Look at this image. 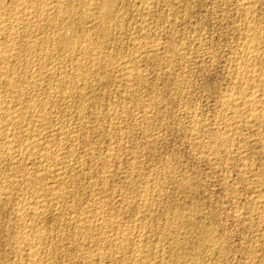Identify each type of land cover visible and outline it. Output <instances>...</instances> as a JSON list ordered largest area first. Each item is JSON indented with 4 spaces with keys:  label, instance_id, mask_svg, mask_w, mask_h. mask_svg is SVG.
Segmentation results:
<instances>
[{
    "label": "rangeland",
    "instance_id": "374dc122",
    "mask_svg": "<svg viewBox=\"0 0 264 264\" xmlns=\"http://www.w3.org/2000/svg\"><path fill=\"white\" fill-rule=\"evenodd\" d=\"M15 1L16 0H5V2L8 3L5 4L4 0H2L0 1V3L4 4L2 6L6 8L4 9L8 13H11V11H13L11 9H15L16 7H26L27 11L31 12V15L29 16L31 17L32 21L29 19L24 20L27 22H23V20H20L15 24V26H13L15 29L18 28L17 31L14 28V31L12 30L13 38L11 39L15 42L11 39H9V41L7 42L8 38L6 37V34H0V49L9 48V50L6 49L7 52H10L8 53V57L10 58L12 56L10 58V62L8 58V62L6 65V68H10L9 70H3L5 65L0 64V66L3 67H0V77H3V79L0 78V115L3 117L6 114L5 112H8V110V113L13 114H10L12 117V121L7 122L1 121L3 119H0V122H4L0 123V126H2V129L0 128V132H7V129L9 127V129L11 130H8L7 133H9L10 131L11 135L14 134L13 136H11V138L16 136L12 139L13 141H15L13 142V144L15 143L19 147L26 142L34 141L33 138L36 140L38 139L37 141L39 142L43 141L45 143H38L37 145H35V148L33 147V150L31 148L30 151H25L23 148L20 147V149L17 145H14L13 152L11 153L6 152L4 150V147H2L3 145L0 146V155L4 156H0V159H3H1L0 162L4 164L0 166V169L3 170V172L2 170H0V172L3 173L0 174L2 175L0 176V191H2L0 192V195L3 194L2 196H0V198L2 199H0V264H25L27 262V264H35L37 260V264L40 261L42 262H40L41 264H45L47 260L48 262H50H47L48 264H80V262L81 264H127L128 262V264H137V262H142L144 264H264V211L262 210L264 209V73L261 74V72H264V0H110L112 2V5L110 7L112 16L110 18L103 16L97 18L96 15L98 9H100V7L105 2H107V0H85L88 5L85 4L84 0H69V2L68 0H44L45 2L43 0H20L21 5H19L18 1ZM23 1L26 4H23ZM96 1L99 3V5ZM55 2L56 4H53ZM47 4L50 8L47 7ZM57 4H62L63 8L67 9V15L65 16L64 21L66 23H72V29L71 27L69 29V27L62 25L63 23L57 19V14L59 13ZM33 5L36 7H34ZM54 5L55 8L53 7ZM8 6L10 10L7 9ZM69 7L70 9H72L70 10ZM84 7H86L89 12H86V9ZM32 8L33 12L31 11ZM37 8H41L42 10H38ZM88 8L91 10H89ZM56 9L58 10L55 11ZM51 10L54 11V13L52 12L53 14L50 12ZM32 13H37L40 16L39 18L41 19H39L38 15L36 14L34 18V15ZM42 13L43 15H41ZM89 15L91 17H89ZM49 18L51 21L48 20ZM40 21L44 24L41 25ZM47 21L49 24H46ZM54 21L55 23H53ZM37 22L40 26L37 24ZM101 24L102 26H100ZM26 25L28 26L26 27ZM32 25L35 26L33 27ZM7 26L6 30H9V25ZM102 27L105 28V32L101 31ZM253 30L254 32L252 33ZM98 31L100 33H98ZM42 32L45 34H43ZM15 33L17 34L15 35ZM22 33H24L25 35ZM29 33L31 36L26 35ZM35 33L40 35L38 36ZM49 33H51V35ZM250 34L255 36H250ZM1 35H3V37ZM44 35H47L48 37H45ZM25 36L27 37V39ZM60 37L67 39L68 42L66 41L67 43H65L61 41ZM4 38L6 39L4 40ZM33 38L34 41H32ZM84 38L85 40L87 39L86 42ZM250 38L252 41H255V39L257 40L254 43H251ZM73 42L74 45L72 44ZM83 43L85 44L81 46ZM18 44H21L22 48ZM31 44H33L34 47ZM40 44L42 46H40ZM11 45H13V47ZM22 45L26 48L27 52ZM38 45L41 48L36 47ZM89 45L91 46L89 47ZM15 46L16 48L14 49ZM45 46H47V49L45 48ZM28 47L30 50L28 49ZM34 48L35 50L33 51ZM49 48L50 52L48 53ZM52 48L55 53L51 50ZM87 48H89V51ZM90 49H92V51H94L95 53H91L92 51ZM248 50L252 51L251 53H253L254 55L248 53ZM77 51L79 54L77 53ZM253 51L258 52L254 53ZM28 52L31 53V57ZM34 52L35 54H33ZM98 52L101 54V56L98 55ZM25 54L27 56L24 57L23 55ZM36 54L39 56H37ZM256 54L261 55H259L258 57ZM248 55H251L252 58L254 56V58L251 60V56L249 57ZM28 58L31 61V65H29L30 61H28ZM38 58L40 59L39 61L36 60ZM43 58L44 60L47 58L45 60V63L43 61ZM245 58H247L246 60H248L250 64H245L247 63ZM254 59L256 60V65L253 63ZM70 60L72 61V64L70 63ZM73 60H75V63L73 62ZM243 60L246 67L242 65ZM82 61L85 63H83ZM34 62H37L36 64L38 66ZM33 63L35 67H33ZM39 63H41L42 65ZM237 63L239 64V67L241 66L240 68H237ZM11 64H13L14 68ZM44 64H46V69H41L40 67L44 66ZM53 64L56 69H54ZM17 66H19L20 68H16ZM30 66L32 69L35 68L33 72ZM25 67L30 69L28 70ZM78 67H80L81 69H79ZM249 67L252 68L250 69ZM248 68L249 71H246V69L248 70ZM49 69L51 70V72ZM237 69H240V73L237 71ZM96 70L102 71H98L97 74ZM2 71L5 73H3ZM58 72H60V75ZM248 72L250 73L252 78L250 77V75L248 76ZM253 72L255 73L252 75ZM6 73H8L7 77L5 75ZM125 73H127L128 76H126L127 74ZM129 73L131 74L132 78L130 77ZM243 73L248 77L246 76L247 78H244L245 75ZM28 74L30 75V77H33V79L29 78ZM74 74H76L77 76ZM104 74L105 76L102 77ZM255 74H258V76H256ZM20 75H23V77ZM41 76L44 77L42 78ZM69 76L71 79L69 78ZM73 77H75L76 79ZM79 77H81L82 81L79 80ZM6 78L12 79L11 81L12 83H14L13 86L15 85V87H13V91L11 89L12 87H10L11 85H9V80ZM21 78H23V80ZM103 78H105L106 80H102ZM133 78H135L134 81ZM260 78H262V81H260ZM5 79L7 81V84L5 82ZM14 79L17 81H15ZM59 79L62 80L60 81ZM256 79H259L260 83ZM69 81H71V83H69ZM77 81L79 84H77ZM123 81H126L127 83ZM257 81L260 86L257 84ZM37 82H39L40 85ZM81 82L83 88L81 87ZM236 82L239 83V88H237L238 83L236 84ZM252 82L254 86L255 84H257L255 88H253ZM125 83H129L130 85H126ZM248 84H251V86L249 87ZM241 85L242 87H240ZM244 85H248V88H244ZM7 87L9 90L7 89ZM15 88L16 90H14ZM28 88L32 89V92ZM68 88H70V90L72 89L73 91L67 90ZM240 88H244L243 90L246 94H250V89L252 88L255 98L258 102H261L257 103L258 109L259 107L260 109L257 110L255 116L259 115L258 118L249 117V114H251L249 113L250 107L248 104L246 106V103L243 100V96L246 94H244V92ZM3 89L5 91H3ZM253 89L256 90L254 91ZM61 90H63V92ZM76 90L78 91V93L76 92ZM237 90L240 94H237L238 96L236 95V93H238ZM22 91H26L28 94ZM81 91H83V95L81 94ZM127 91L129 93H127ZM256 91L257 93H255ZM123 92L125 93L123 94ZM20 93L23 94L20 95ZM29 94L31 95V97L29 96ZM41 94L45 96H42V98L40 96ZM12 95L14 97H12ZM240 96H242L243 98H240ZM35 98L36 100H34ZM228 98H231V100H229ZM86 100H90V102H86ZM232 100L235 102H229ZM28 102H30L31 105ZM41 102L44 104V106ZM84 103L86 104L84 105ZM244 103L245 106L243 105ZM7 104L10 105L7 106ZM40 104L42 106H40ZM147 104L149 105V108L146 106ZM233 104L235 105L233 106ZM34 108L36 109L34 110ZM233 108L236 110H234ZM26 109L30 110L28 111ZM245 109H248L249 111ZM19 110L21 114L19 113ZM37 110H39V112ZM42 110H44V113ZM47 110H49L50 112ZM241 111L244 112V114L241 113ZM79 113H81L83 117ZM30 114L33 115L34 118ZM39 115H41V118ZM238 115L239 117L242 115V118H238ZM29 116L31 117V122L34 123H29ZM35 116H37L38 121L35 120L37 119ZM20 118L25 120V122ZM42 118L44 121H42ZM256 118L259 120V122ZM14 119L15 121H13ZM38 122L41 126L38 124ZM4 124L6 125L3 126ZM22 124L23 126H21ZM45 125H47V128L45 127ZM42 126L44 128L43 130ZM17 127L18 129H13ZM25 127L27 128V130ZM28 127L31 130L28 129ZM32 128L33 130L36 129L37 131H33ZM45 128L47 131L45 130ZM23 129H25L27 132ZM52 129L55 131H52ZM228 129L230 130V132ZM48 130L51 131L49 132ZM58 130L60 132H58ZM18 131L19 133H17ZM38 131H41V133ZM42 131L45 132L42 134ZM223 131L227 133H225V138L227 140H224V138L221 139L222 137H224ZM35 132L37 134H35ZM46 133L48 136L46 135ZM40 134H42V136ZM39 135L42 137L41 139ZM49 135L50 138H48ZM78 135H80V137ZM30 136L33 138H31ZM57 138L61 140L60 144ZM21 141L22 144L20 143ZM56 141L58 143H56ZM46 143H49V146H47L48 144ZM41 146H45V148L48 150H46L44 147H42V150ZM61 146L64 147L62 148ZM49 147L54 148L50 149ZM15 148L18 150H15ZM37 148H39L40 151L39 149L37 150ZM57 149L59 151L56 152ZM69 149L71 150L68 155V153L66 154V152H68ZM23 150L26 154L28 153L27 155L30 157L27 156L26 158L25 153L23 154ZM34 150H36L35 152L39 151L40 153L42 151L43 156L41 158L34 159L30 155L31 151ZM61 150H63V153L61 152ZM19 151L21 155L23 154V157L20 156ZM48 151L51 152L49 153ZM46 152L48 153V156L46 155ZM51 153L56 154V162L59 159L58 162L60 161V164L58 162L57 164H54L55 160L53 159H55L56 157L54 155L53 158H51ZM72 153L73 155L71 157ZM9 155L10 157H8ZM18 157H20L19 161ZM9 158H12L11 161L9 160ZM31 158L33 160H31ZM42 158L45 160V162ZM61 158H63V161L61 160ZM5 159L6 161H4ZM22 159L24 160L23 162ZM40 159L43 161L40 162ZM73 159H76L75 161L77 162V164L75 161H73ZM12 160L15 162H13ZM35 160L37 162H35ZM67 160L68 162L70 161L74 163V166H72L73 170L70 169L72 163L70 165ZM29 161L31 162V164ZM65 161L67 162V164ZM11 162H13L12 165ZM18 164L19 166H17ZM20 164L22 166H20ZM50 164L51 166H49ZM14 165H16L17 167ZM23 165H26L25 167L28 172L24 170ZM36 165L37 168L35 167ZM54 165L55 168L56 166H60L62 168H56L57 173H61L62 171L63 173L58 175L54 174L56 173ZM33 167L36 176H34ZM43 167H45V174L41 176ZM51 167H53L54 169ZM14 168L17 169L15 170ZM82 168L83 170L80 171V169ZM20 169L22 176L20 174ZM51 169L53 172H51ZM22 171H24L25 173ZM38 172L40 173V175ZM18 173L20 174V176ZM29 173L31 174L30 176L34 178L31 181H28L30 183L27 182ZM47 173L48 175L50 174V177L53 175L55 180L48 177V175H46ZM14 175L16 177L15 181H13L14 179H12L14 178ZM60 175L64 177H59ZM23 176L24 179L21 178ZM57 176L60 179L57 178ZM88 177L90 179H88ZM41 178H45L46 180L48 179L49 182L47 183L48 180H41ZM56 178L58 180V183ZM1 179H4L6 181L3 180L2 182ZM8 179L10 180V182ZM19 179H22L23 182L21 180L19 181ZM65 180H67L68 182ZM11 181L13 183H16L18 186L13 185ZM53 181L56 182L54 183ZM52 182L56 186L54 185L53 187H51V185H53ZM59 182L60 185L62 183H65L64 185L62 184L63 187H60V185H58ZM67 183L69 184V186ZM28 185L30 187L33 186V188H30ZM34 186H36L37 188ZM41 186H43L44 190H42ZM6 187L8 191H6ZM11 187H13V189ZM91 187L93 189H91ZM10 188L11 190H9ZM56 188H60V190H63L64 188L66 192H68L67 189H69V194L64 190H56ZM33 189L36 190L34 191ZM74 189L76 190V192ZM54 190H56V193L58 192L57 195H59L58 198L60 200L53 199L51 197V193L55 192ZM10 191L12 193H10ZM45 191L46 193H44ZM8 192L9 196L10 194L13 195L11 196L12 198L8 196ZM73 192L76 193L74 196ZM4 193H6L7 196ZM61 193L63 194L61 195ZM65 194H67L68 197H66ZM33 195L37 197L35 198ZM32 197L35 198L34 201H32ZM63 198L65 199L64 201ZM5 199H7V201ZM8 199L11 202L8 201ZM36 199L38 202L36 201ZM97 199H99L100 201ZM51 200L52 202H49ZM54 200H58V205ZM261 200L263 201L261 202ZM20 202L21 204L18 205V203ZM101 202L103 203V205L101 204ZM34 203H36L37 205ZM42 203L46 204V209L44 208V204L43 206L41 205ZM49 203L51 204L48 205ZM94 203L98 205L96 206V204ZM23 205H26L27 207L29 205V210H27L28 208ZM51 205L54 206V209ZM66 205H73L72 207L70 206V208H75L70 209L68 208L69 206ZM17 206L20 208V210ZM83 206L86 210L83 208ZM91 206L93 209L91 208ZM63 207L64 209H62ZM88 207L91 210L88 209ZM23 208L24 210L22 211ZM30 208L32 210L33 208L34 210H36L35 208L40 209L38 210L42 212L39 213L40 217L33 215L37 210H33V212ZM51 209L53 211H51ZM94 210H96V212ZM69 211H71V213ZM87 211L89 212L87 213ZM16 212L19 213V215ZM21 212H23L24 214ZM66 213L68 214V216ZM83 213L85 218L81 215ZM25 214L28 215L25 216ZM92 214H99V216L94 215L95 217H93ZM79 215L80 217H78ZM89 216H92L93 218L91 217V219ZM18 217H21L23 222H21V218ZM35 217L37 220L35 219ZM37 217H42L40 219V221L42 220V223H40ZM86 217L88 218L87 220ZM30 218L32 220L29 221ZM58 219H62V221H58ZM70 219L72 220V222ZM95 219H98V222L100 223L98 224L97 220ZM78 220L80 223L78 222ZM99 220H103L102 222L106 223L105 225L107 226H105ZM67 221L68 223H66ZM89 221L93 225L91 223L89 225ZM92 221L97 222L96 225ZM85 222H87L88 224ZM27 223H31L33 224V226L29 224V227ZM36 223L37 225H35ZM108 223L112 224V227H110V224L108 226ZM24 224L26 229H23ZM75 224L76 226H73ZM79 224V230H77ZM82 224H84L82 230L83 232H79L81 231L80 228L82 227ZM31 227H33L36 232H32V230L30 229ZM40 227L42 230L41 233H39ZM46 227L49 231L46 229ZM95 227H97V229L94 230ZM87 229L92 230V232L94 231L95 234L90 232V235L89 231H86ZM98 229L99 231L96 232ZM19 230H21V232ZM24 230L26 233L25 235L23 234ZM47 231H51L50 235ZM45 232H47L46 234L48 235H46ZM55 232L58 233L56 234ZM60 233L62 234V236L60 235ZM27 235H30L31 237ZM33 235L37 236L33 237ZM41 235L43 236V239L41 238L42 241L39 240ZM56 235L58 238L56 237ZM67 235L71 236L69 237ZM80 235L81 237L83 236L82 238L84 239V243L82 241L83 239L81 240V245L79 243L81 239V237H79ZM21 236L26 237L27 241L29 238L32 239V237L35 239L39 237L38 241L34 239L36 245L35 249L38 247L36 250H34V252L36 251L38 253V256L36 252L33 257L28 256L30 255L28 252V242L23 237L22 241L20 239ZM51 236L52 238H50ZM63 236H65L66 238ZM74 236L77 237L73 239ZM90 237L95 238L90 239ZM104 237L105 240L102 241L101 239H104ZM69 238L71 239L69 240ZM96 238L98 239V241ZM107 238H110L109 240L113 242L111 243L109 240H107ZM17 239L20 240L18 241ZM14 241L16 242L17 246L21 248V250L16 247ZM73 241L76 244H74ZM36 242H38L37 244L40 245L38 246ZM69 243L71 244L69 245ZM98 243L101 244L100 246L102 248L98 245ZM105 243L107 245H105ZM108 244H111L110 246L112 247H110ZM20 245H22L23 247H21ZM25 245L27 247H24ZM41 245L44 247H42ZM46 245L47 247L48 245L50 246L48 247L49 249H47ZM73 245H75V247ZM77 245L79 246L77 247ZM96 245L98 250L101 249L99 250V252H97L98 250L96 248ZM60 247L63 249H61ZM93 247L94 249H92ZM22 248L28 249L22 250ZM42 248L44 249V252ZM95 248L97 251H95ZM59 249L61 251H59ZM89 249L93 254L91 253V251L90 253L87 252L89 251ZM115 249H117V251H120L117 252ZM83 251L87 252L90 255H86V253H84ZM100 251H102L103 253ZM105 251H110L111 255L109 252L106 253ZM54 252H56V254ZM17 253H22L20 254L21 258ZM99 253H102L103 257L105 258H102ZM118 253L121 256L118 255ZM49 254H51L52 257L54 255L57 257L55 258L54 256L53 259ZM84 254L89 257L88 260L84 259L86 257ZM34 256H36L35 259ZM45 256L50 257H47V260H45ZM94 256H96V258ZM38 257L41 259L39 260ZM92 257H94V259ZM31 259L34 261H32ZM124 259H127L128 261L126 260L125 262ZM30 261L31 263H29Z\"/></svg>",
    "mask_w": 264,
    "mask_h": 264
},
{
    "label": "bare ground",
    "instance_id": "6f19581e",
    "mask_svg": "<svg viewBox=\"0 0 264 264\" xmlns=\"http://www.w3.org/2000/svg\"><path fill=\"white\" fill-rule=\"evenodd\" d=\"M0 1H2V0H0ZM17 1L19 2V5H21V4H20V3H21L20 0H16L15 2H17ZM25 1H26V0H25ZM39 1H41V0H39ZM43 1H44V0H43ZM63 1H64V0H63ZM84 1H85V0H84ZM98 1H99V0H98ZM102 1H103V0H102ZM104 1H105V0H104ZM4 2H5V0H4ZM23 2H24V1H23ZM37 2H38V1H37ZM44 2H45V1H44ZM68 2H69V0H68ZM77 2H78V1H77ZM96 2H97V1H96ZM96 2H95V3H96ZM6 3H7V2H5V4H6ZM62 3H63V2H62ZM90 3H91V2H90ZM92 3H93V2H92ZM97 3H98V2H97ZM7 4H8V3H7ZM13 4H14V3H13ZM23 4H26V3L24 2ZM27 4H28V3H27ZM41 4H42V3H41ZM53 4H56V2L53 3ZM64 4H65V2H64ZM78 4H79V3H78ZM85 4H87L86 1H85ZM93 4H94V3H93ZM102 4H103V3H102ZM102 4H101V5H102ZM2 5H4V4L0 3V34L5 33V34H6V37L8 38V39H7V42H8L9 39L13 38V37H12V35H13V31H14V30H13V28H14L13 26H15V24L18 23L20 20H23V22H27V21H24V20H27V19L31 20V17L29 16V15H31V14H30L31 12H28L27 9H26V7H24V8H22V7H16L15 9H11V10H13V11H11V13H8V12L5 10L6 8H5L4 6H2ZM10 5H11V4H10ZM17 5H18V4H17ZM29 5H30V4H29ZM57 5H58V4H57ZM72 5H73V3H72ZM83 5H84V4H83ZM87 5H88V4H87ZM98 5H99V3H98ZM111 5H112V2H111L110 0H107V2H105V3L100 7V9H98V11H97V13H96L97 18H98V17H102V16H103V17H108V18H110V17L112 16V13L110 12V7H111ZM26 6H27V5H26ZM33 6H34V5H33ZM38 6H39V5H38ZM43 6H44V5H43ZM78 6H79V5H78ZM89 6H90V5H89ZM95 6H96V5H95ZM6 7H7V6H6ZM13 7H14V6H13ZM34 7H36V6H34ZM47 7H48V4H47ZM53 7L55 8V5H54ZM65 7H66V6H65ZM91 7H92V4H91ZM4 8H5V9H4ZM10 8H11V7H10ZM29 8H30V7H29ZM41 8H42V7H41ZM41 8H37V9L39 10V9H41ZM48 8H50V7H48ZM58 8H59V10H58V9L55 10V11H57V10L59 11V13L57 14V19L63 23L62 25H65V26L69 27V29H70V27H71V29H72V28H73L72 23H69V22L66 23V22L64 21L65 16L67 15V9L63 8V5H62V4H59V5H58ZM73 8H74V7H73ZM78 8H79V7H78ZM84 8L86 9V7H84ZM7 9H9V6H8ZM69 9H70V7H69ZM71 9H72V8H71ZM71 9H70V10H71ZM88 9H89V8H88ZM147 9H148V8H147ZM9 10H10V9H9ZM29 10H30V9H29ZM32 10H33V8L31 9V11H32ZM38 10H37V11H38ZM41 10H42V9H41ZM47 10H48V9H47ZM49 10H50V9H49ZM64 10H65V12H64ZM73 10H74V9H73ZM75 10H76V9H75ZM83 10H84V9H83ZM89 10H91V9H89ZM45 11H46V10H45ZM81 11H82V10H81ZM87 11H88V10L86 9V12H87ZM9 12H10V11H9ZM32 12H33V11H32ZM34 12H35V11H34ZM39 12H40V11H39ZM50 12H51V13H52V12L54 13V11H52V10H51ZM50 12H49V13H50ZM68 12H69V11H68ZM79 12H80V11H79ZM88 12H89V11H88ZM47 13H48V11H47ZM47 13H46V14H47ZM53 13H52V14H53ZM71 13H72V12H71ZM71 13H70V14H71ZM82 13H83V12H82ZM32 14H33V13H32ZM35 14L38 15L37 13H35ZM35 14H33V15H34V18H35ZM84 14H85V13H84ZM89 14H90V13H89ZM91 14H92V13H91ZM93 14H94V12H93ZM93 14H92V15H93ZM41 15H43V13H42ZM47 15H48V14H47ZM86 15H87V14H86ZM96 15H95V16H96ZM51 16H52V15H51ZM82 16H83V14H82ZM84 16H85V15H84ZM93 16H94V15H93ZM114 16H115V14H114ZM28 17H29V18H28ZM39 17H40V16L38 15V18H39ZM44 17H45V16H44ZM49 17H50V16H49ZM52 17H53V16H52ZM86 17H87V16H86ZM89 17H91V16L89 15ZM34 18H33V19H34ZM50 18H51V17H50ZM50 18H49L48 20H50ZM68 18H69V17H68ZM84 18H85V17H84ZM118 18H119V17H118ZM39 19H41V18H39ZM52 19H53V18H52ZM54 19H55V18H54ZM87 19H88V18H87ZM92 19H95V18H92ZM36 20H37V19H36ZM85 20H86V19H85ZM102 20H103V18H102ZM104 20H105V19H104ZM116 20H117V19H116ZM31 21H32V20H31ZM37 21H38V20H37ZM50 21H51V20H50ZM66 21H67V20H66ZM21 22H22V21H21ZM28 22H29V21H28ZM35 22H36V21H35ZM84 22H85V21H84ZM87 22H88V21H87ZM102 22H103V21H102ZM108 22H109V21H108ZM117 22H118V21H117ZM33 23H34V21H33ZM40 23H41V25L44 24V23L41 22V21H40ZM53 23H55V21H54ZM57 23H58V22H57ZM91 23H92V22H91ZM106 23H107V20H106ZM109 23H110V22H109ZM19 24H20V23H19ZM25 24H26V23H25ZM27 24H28V23H27ZM37 24H38V22H37ZM46 24H49L48 21H47ZM82 24H83V23H82ZM98 24H99V23H98ZM7 25H9V28H10L9 30H6V26H7ZM35 25H36V23H35ZM35 25H34V26H35ZM38 25H39V24H38ZM52 25H53V24H52ZM55 25H56V24H55ZM55 25H54V26H55ZM77 25H78V24H77ZM88 25H89V24H88ZM88 25H86V26H88ZM90 25H91V24H90ZM109 25H110V24H109ZM16 26H17V25H16ZM22 26H23V25H22ZM27 26H28V25H26V27H27ZM32 26H33V25H32ZM34 26H33V27H34ZM39 26H40V25H39ZM39 26H37V27H39ZM48 26H50V25H48ZM60 26H61V25H60ZM100 26H102V24H101ZM7 27H8V26H7ZM20 27H21V26H20ZM42 27H43V26H42ZM55 27H56V26H55ZM55 27H54V28H55ZM57 27H58V24H57ZM67 27H66V28H67ZM76 27H77V26H76ZM78 27H79V26H78ZM80 27H82V26H80ZM93 27H94V26H93ZM96 27H97V26H96ZM103 27H104V25H103ZM103 27L101 28V31H104V32H105V28H103ZM16 28H17V27H16ZM108 28H109V27H108ZM14 29H15V28H14ZM17 29H18V28H17ZM17 29H15V30L17 31ZM22 29H23V28H22ZM31 29H32V28H31ZM33 29H34V28H33ZM62 29H63V28H62ZM95 29H96V28H95ZM106 29H107V28H106ZM251 29H252V28H251ZM12 30H13V31H12ZM23 30H24V29H23ZM28 30H29V29H28ZM41 30H42V29H41ZM49 30H50V29H49ZM49 30H48V31H49ZM86 30H87V29H86ZM26 31H27V30H26ZM26 31H25V33H26ZM30 31H31V30H30ZM34 31H35V30H34ZM34 31H32V32H34ZM36 31H37V30H36ZM38 31H39V30H38ZM56 31H57V30H56ZM56 31H55V32H56ZM87 31H88V30H87ZM250 31H251V30H250ZM23 32H24V31H23ZM39 32H40V31H39ZM52 32H54V31H52ZM58 32H60V31H58ZM70 32H71V31H70ZM72 32H73V31H72ZM88 32H89V31H88ZM104 32H103V33H104ZM253 32H254V30L252 31V33H253ZM30 33H31V32H30ZM30 33H29V34H26V35H30ZM37 33H38V32H37ZM42 33H43V32H42ZM42 33H41V34H42ZM65 33H66V32H65ZM74 33H75V32H74ZM77 33H78V32H77ZM98 33H100V32L98 31ZM109 33H110V32H109ZM250 33H251V32H250ZM255 33H256V32H255ZM16 34H17V33H15V35H16ZM22 34H24V33H22ZM35 34H36V33H35ZM43 34H45V33H43ZM46 34H47V33H46ZM49 34L51 35V33H49ZM58 34H59V33H58ZM75 34H76V33H75ZM80 34H82V33H80ZM83 34H85V33H83ZM86 34H87V33H86ZM91 34H92V33H91ZM114 34H115V33H114ZM18 35H19V34H18ZM24 35H25V34H24ZM36 35H38V34H36ZM39 35H40V34H39ZM39 35H38V36H39ZM53 35H54V34H53ZM55 35H56V33H55ZM70 35H71V34H70ZM78 35H79V34H78ZM89 35H90V34H89ZM98 35H99V34H98ZM1 36L3 37V35H1ZM19 36H20V35H19ZM30 36H31V35H30ZM30 36H29V37H30ZM44 36L46 37L47 35H44ZM57 36H58V35H57ZM247 36H248V35H247ZM250 36H255V35H251V34H250ZM14 37H15V36H14ZM25 37H26V36H25ZM29 37H28V38H29ZM33 37H34V36H33ZM45 37H44V38H45ZM47 37H48V36H47ZM64 37H65V36H64ZM76 37H77V36H76ZM94 37H95V36H94ZM99 37H100V36H99ZM23 38H24V37H23ZM34 38H35V37H34ZM34 38H33L32 41H34ZM38 38H39V37H38ZM38 38H37V40H38ZM60 38H61V37H60ZM103 38H104V37H103ZM257 38H258V37H257ZM5 39H6V38H4V40H5ZM17 39H18V38H17ZM26 39H27V37H26ZM26 39H25V40H26ZM29 39H30V38H29ZM52 39H53V38H52ZM79 39H80V38H79ZM82 39H83V37H82ZM88 39H89V38H88ZM90 39H91V37H90ZM105 39H106V38H105ZM11 40H12V39H11ZM18 40H19V39H18ZM40 40H41V39H40ZM44 40H45V39H44ZM68 40H69V39H68ZM75 40H76V39H75ZM84 40H85V38H84ZM86 40H87V39H86ZM86 40H85V42H86ZM102 40H103V39H102ZM109 40H110V39H109ZM256 40H257V39H255V41H256ZM12 41H14V40H12ZM28 41H29V40H28ZM53 41H54V40H53ZM61 41L65 42V43L68 42L67 39H65V38H61ZM66 41H67V42H66ZM72 41H73V40H72ZM82 41H83V40H82ZM134 41H135V40H134ZM250 41H251V43H254V42H255L254 40L252 41L251 38H250ZM3 42H4V41H3ZM14 42H15V41H14ZM24 42H26V41H24ZM47 42H48V41H47ZM75 42H76V41H75ZM89 42H91V41H89ZM92 42H93V41H92ZM94 42H95V41H94ZM10 43H11V42H10ZM16 43H17V42H16ZM33 43H34V42H33ZM37 43H38V42H37ZM40 43H41V42H40ZM102 43H103V42H102ZM256 43H257V42H256ZM13 44H14V43H13ZM24 44H26V43H24ZM24 44H23V45H24ZM38 44H39V43H38ZM52 44H53V43H52ZM72 44L74 45V42H73ZM72 44H71V45H72ZM84 44H85V43H83L82 45L80 44V45L83 46ZM88 44H89V43H88ZM88 44H87V45H88ZM18 45H19V44H18ZM23 45H22V46H23ZM29 45H30V44H29ZM31 45L33 46V44H31ZM34 45H36V44H34ZM45 45H46V44H45ZM47 45H48V43H47ZM53 45H54V44H53ZM53 45H52V46H53ZM67 45H68V44H67ZM73 45H72V46H73ZM76 45H77V44H76ZM91 45H92V44H91ZM91 45H89V47H90ZM137 45H138V44H137ZM253 45H254V44H253ZM11 46L13 47V45H11ZM11 46H10V47H11ZM19 46L21 47V44H20ZM24 46H25V45H24ZM24 46H23V47H24ZM40 46H42V45L40 44ZM40 46L38 45V46H36V47H40ZM43 46H44V45H43ZM63 46H64V45H63ZM78 46H79V45H78ZM94 46H95V45H94ZM248 46H249V45H248ZM3 47H4V46H3ZM26 47H27V45H26ZM33 47H34V46H33ZM33 47H32V48H33ZM46 47H47V46H45V48H46ZM73 47H74V46H73ZM101 47H102V46H101ZM253 47H255V46H253ZM15 48H16V46L14 47V49H15ZM21 48H22V47H21ZM21 48H20V49H21ZM24 48H25V47H24ZM40 48H41V47H40ZM42 48H43V47H42ZM85 48H86V46H85ZM91 48H92V47H91ZM95 48H96V47H95ZM250 48H252V47H250ZM6 49H7V48H6ZM6 49H2V48L0 49V64H1V65H2V64L5 65V66L3 65V66H4V69H3V70H6V69L9 70V69H10V68H8V67L6 68V65H7V62H8V58H9V57H8V56H9L8 53H10L9 51L7 52ZM14 49H12V50H14ZM18 49H19V47H18ZM28 49H29V47H28ZM36 49H37V48H36ZM38 49H39V48H38ZM43 49H44V48H43ZM46 49H47V48H46ZM54 49H55V48H54ZM63 49H64V47H63ZM71 49H73V48H71ZM75 49H76V47H75ZM87 49H88V51H89V48H87ZM92 49H93V48H92ZM92 49H90V50L92 51ZM100 49H102V48H100ZM100 49H99V50H100ZM152 49H153V48H152ZM7 50H9V48H8ZM21 50H22V49H21ZM25 50H26V48H25ZM29 50H30V49H29ZM34 50H35V48L33 49V51H34ZM41 50H42V49H41ZM41 50H40V51H41ZM51 50L54 52L53 48H52ZM55 50H56V49H55ZM59 50H60V49H59ZM78 50H80V49H78ZM84 50H85V49H84ZM94 50H95V49H94ZM136 50H137V49H136ZM139 50H140V48H139ZM19 51H20V50H19ZM31 51H32V49H31ZM31 51H30V52H31ZM43 51H44V50H43ZM67 51H68V50H67ZM104 51H105V50H104ZM249 51H250V50H248V53H251V52H252V51H250V52H249ZM15 52H16V50H15ZM15 52H14V54H15ZM26 52H27V50H26ZM35 52H36V51H35ZM35 52H34L33 54H35ZM41 52H42V51H41ZM45 52H46V50H45ZM49 52H50V48H49L48 53H49ZM85 52H86V51H85ZM139 52H140V51H139ZM139 52H138V53H139ZM242 52H243V51H242ZM253 52H254V51H253ZM255 52H256V51H255ZM255 52H254V53H255ZM257 52H258V51H257ZM257 52H256V53H257ZM259 52H260V51H259ZM28 53H29V52H28ZM37 53H38V52H37ZM39 53H40V52H39ZM54 53H55V52H54ZM73 53H74V52H73ZM77 53H78V51H77ZM91 53H95V52L92 51ZM98 53H99V52H98ZM240 53H241V52H240ZM19 54H20V52H19ZM19 54H17V55H19ZM29 54H30V57H31V53H29ZM67 54H69V53H67ZM70 54H71V53H70ZM78 54H79V53H78ZM78 54H77V55H78ZM252 54H253V53H251V55H252ZM36 55H37V54H36ZM48 55H49V54H48ZM60 55H62V54H60ZM73 55H74V54H73ZM73 55H72V56H73ZM80 55H81V54H80ZM92 55H93V54H92ZM98 55L101 56L100 53H99ZM108 55H109V54H108ZM251 55H250V56H251ZM253 55H254V54H253ZM256 55H257V54H256ZM259 55H261V54H258L257 56L259 57ZM14 56H15V55H14ZM21 56H22V55H21ZM23 56L25 57V56H27V55L25 54V55H23ZM37 56H39V55H37ZM40 56H41V55H40ZM45 56H46V55H45ZM51 56H52V54H51ZM54 56H55V54H54ZM58 56H59V55H58ZM67 56H68V55H67ZM70 56H71V55H70ZM87 56H88V55H87ZM87 56H86V57H87ZM248 56H249V55H248ZM250 56H249V57H250ZM11 57H12V56H11ZM11 57H10V58H11ZM17 57H18V56H17ZM19 57H20V56H19ZM28 57H29V56H28ZM33 57H34V56H33ZM63 57H65V56H63ZM63 57H62V58H63ZM79 57H80V56H79ZM244 57H246V56H244ZM10 58H9V62H10ZM39 58H41V57H39ZM39 58L36 59V60L39 61V60H40ZM50 58H51V57H50ZM70 58H71V57H70ZM72 58H73V57H72ZM87 58H88V57H87ZM96 58H97V57H96ZM105 58H106V56H105ZM239 58H240V57H239ZM253 58H254V56H253ZM253 58H252V56H251V60H252ZM260 58H261V57H260ZM14 59H15V57H14ZM16 59H17V58H16ZM21 59H22V58H21ZM28 59H29V58H28ZM32 59H33V58H32ZM32 59H31V60H32ZM46 59H47V58H46ZM46 59H45V60H46ZM81 59H82V57H81ZM83 59H84V56H83ZM88 59H89V58H88ZM88 59H86V60H88ZM246 59H247V58H245V60H246ZM12 60H13V59H12ZM12 60H11V61H12ZM23 60H24V59H23ZM23 60H22V61H23ZM45 60H44V58H43L44 63H45ZM56 60H57V59H56ZM64 60H65V58H64ZM77 60H78V59H77ZM79 60H80V59H79ZM92 60H94V59H92ZM106 60H107V59H106ZM28 61H30V59H29ZM53 61H54V60H53ZM53 61H52V62H53ZM66 61H67V60H66ZM68 61H69V59H68ZM74 61H75V60H73V62H74ZM104 61H105V60H104ZM237 61H238V60H237ZM240 61H242V60H240ZM246 61H247V63H245V64L247 65L249 62H248V60H246ZM255 61H256V60L254 59V62H253V61H250V62H253V63L255 64ZM258 61H259V59H258ZM258 61H257V62H258ZM12 62H13V61H12ZM55 62H56V61H55ZM71 62H72V61L70 60V63H71ZM78 62H79V61H78ZM82 62H83V61H82ZM82 62H81V63H82ZM119 62H120V61H119ZM128 62H129V61H128ZM234 62H235V60H234ZM5 63H6V64H5ZM14 63H15V62H14ZM24 63H25V61H24ZM34 63H35V62H34ZM34 63H33V67H35V66H34ZM36 63H37V62H36ZM36 63H35V64H36ZM58 63H59V62H58ZM74 63H75V62H74ZM76 63H77V62H76ZM83 63H85V62H83ZM117 63H118V62H117ZM8 64H10V63H8ZM18 64H19V63H18ZM39 64H41V63H39ZM56 64H57V63H56ZM71 64H72V63H71ZM90 64H91V63H90ZM249 64H250V63H249ZM251 64H252V63H251ZM11 65H12V67H13V64H11ZM29 65H31V61H30V64H29ZM36 65H37V64H36ZM41 65H42V64H41ZM48 65H49V64H48ZM114 65H115V64H114ZM119 65H120V64H119ZM242 65H243L244 67H246V66L244 65V60H243V64H242ZM255 65H256V64H255ZM255 65H254V66H255ZM15 66H16V65H15ZM37 66H38V65H37ZM37 66H36V67H37ZM39 66H40V65H39ZM45 66H46V64H44V66H41L40 68H41V69H43V68L46 69ZM53 66H54V64H53ZM249 66H251V65H249ZM0 67H2V66H0ZM9 67H10V66H9ZM18 67H19V66H17L16 68H18ZM27 67H28V66H27ZM49 67H51V66H49ZM49 67H48V68H49ZM60 67H61V66H60ZM60 67H59V69H60ZM73 67H74V66H73ZM76 67H77V66H76ZM76 67H75V68H76ZM82 67H83V66H82ZM92 67H93V66H92ZM95 67H96V66H95ZM132 67H133V65H132ZM240 67H241V66H240ZM240 67H239V64L237 63V68H240ZM256 67H258V66H256ZM2 68H3V67H2ZM13 68H14V67H13ZM13 68H12V69H13ZM19 68H20V67H19ZM25 68H26V67H25ZM30 68H31V66H30ZM30 68H29V69H30ZM78 68L81 69L80 67H78ZM85 68H86V67H85ZM90 68H91V67H90ZM130 68H131V67H130ZM249 68L251 69L252 67H249ZM249 68H248V70L246 69V71H249ZM254 68H255V67H254ZM259 68H261V67H259ZM259 68H257V69H259ZM26 69H28V68H26ZM29 69H28V70H29ZM31 69H32V68H31ZM34 69H35V68H34ZM34 69H32V72H33ZM37 69H38V68H37ZM54 69H56L55 66H54ZM65 69H66V68H65ZM92 69H94V68H92ZM99 69H100V68H99ZM112 69H113V68H112ZM118 69H119V68H118ZM125 69H126V68H125ZM241 69H242V68H241ZM8 70H7V71H8ZM13 70H14V69H13ZM23 70H24V69H23ZM39 70H40V69H39ZM49 70H50V69H49ZM68 70H70V69H68ZM73 70H74V69H73ZM120 70H122V69H120ZM239 70H240V69H239ZM239 70L237 69L238 72H239ZM255 70H256V69H255ZM44 71H45V70H44ZM47 71H48V70H47ZM47 71H46V72H47ZM55 71H57V70H55ZM71 71H72V70H71ZM83 71H84V70H83ZM85 71H87V70H85ZM96 71H97V74H98V71H102V70H96ZM96 71H95V72H96ZM241 71H242V70H241ZM252 71H253V70H252ZM256 71H257V70H256ZM2 72H3V71H2ZM10 72H13V71H10ZM27 72H28V71H27ZM35 72H37V71H35ZM50 72H51V70H50ZM93 72H94V70H93ZM118 72H119V71H118ZM127 72H128V70H127ZM136 72H137V71H136ZM242 72H243V71H242ZM242 72H241V73H242ZM258 72H259V70H258ZM3 73H5V72H3ZM3 73H2V74H3ZM24 73H26V72H24ZM30 73H31V72H30ZM39 73H40V72H39ZM58 73H59V75H60V72H58ZM74 73H75V72H74ZM85 73H86V72H85ZM90 73H91V72H90ZM239 73H240V72H239ZM254 73H255V72H253L252 75H253ZM262 73H264V72H261V74H262ZM7 74H8V73L5 74L6 77H7ZM17 74H18V73H17ZM51 74H52V73H51ZM51 74H50V75H51ZM80 74H81V73H80ZM86 74H87V73H86ZM91 74H92V73H91ZM118 74H119V73H118ZM125 74H127V73H125ZM125 74H124V75H125ZM129 74H130V73H129ZM136 74H137V73H136ZM234 74H235V73H234ZM236 74H237V73H236ZM243 74H244V73H243ZM258 74H259V73H258ZM258 74H255V75L258 76ZM10 75H12V74H10ZM28 75H29V74H28ZM52 75H53V74H52ZM74 75H76V74H74ZM106 75H107V74H106ZM122 75H123V74H122ZM133 75H134V74H133ZM244 75H245V74H244ZM249 75H250V73L248 72V76H249ZM2 76H3V75H2ZM13 76H14V75H13ZM20 76L23 77V75H20ZM26 76H27V74H26ZM26 76H25V77H26ZM32 76H33V75H32ZM39 76H40V75H39ZM57 76H58V75H57ZM76 76H77V75H76ZM82 76H83V75H82ZM82 76H81V77H82ZM85 76H86V75H85ZM88 76H89V75H88ZM104 76H105V74H104L102 77H104ZM108 76H109V75H108ZM126 76H128V74H127ZM126 76H125V78H126ZM242 76H243V75H242ZM246 76H247V75H245L244 78H245ZM248 76H247V77H248ZM263 76H264V75H263ZM4 77H5V76H4ZM8 77H9V76H8ZM16 77H17V76H16ZM36 77H37V75H36ZM41 77H42V76H41ZM43 77H44V76H43ZM43 77H42V78H43ZM54 77H55V75H54ZM58 77H59V76H58ZM58 77H57V78H58ZM81 77H79V78H80L79 80H81ZM97 77H98V76H97ZM119 77H120V76H119ZM130 77H131V74H130ZM239 77H240V75H239ZM247 77H246V78H247ZM250 77H251V75H250ZM253 77H254V76H253ZM259 77H261V76H259ZM0 78H1V77H0ZM12 78H13V77H12ZM19 78H20V77H19ZM29 78L33 79V77H30V75H29ZM34 78H35V77H34ZM52 78H53V77H52ZM52 78H51V79H52ZM62 78H63V77H62ZM64 78H66V77H64ZM69 78H70V76H69ZM73 78H75V77H73ZM77 78H78V77H77ZM84 78H85V77H84ZM100 78H101V77H100ZM131 78H132V77H131ZM138 78H139V76H138ZM234 78H235V77H234ZM251 78H252V77H251ZM257 78H258V77H257ZM262 78H263V77H262ZM262 78H260V81H262ZM1 79H3V77H2ZM6 79H8V78H6ZM6 79H5V82H6V84H7ZM17 79H18V78H17ZM21 79L23 80V78H21ZM70 79H71V78H70ZM75 79H76V78H75ZM104 79H105V78H103L102 80H104ZM123 79H124V78H123ZM134 79H135V78H133V81H134ZM236 79H237V78H236ZM236 79H235V80H236ZM238 79H239V78H238ZM8 80H9V85H11L10 87H12L11 89H12V91H13V87H15V85L13 86L14 83H12V81H11L12 79H11V78L8 79ZM14 80H15V79H14ZM18 80H19V79H18ZM24 80H25V79H24ZM29 80H30V79H29ZM59 80H60V79H59ZM61 80H62V79H61ZM61 80H60V81H61ZM105 80H106V79H105ZM119 80H120V79H119ZM138 80H139V79H138ZM253 80H255V79H253ZM256 80L259 81V79H256ZM15 81H17V80H15ZM20 81H21V80H20ZM32 81H33V80H32ZM34 81H35V80H34ZM37 81H38V80H37ZM55 81H56V80H55ZM63 81H64V80H63ZM65 81H66V80H65ZM81 81H82V80H81ZM83 81H85V80H83ZM135 81H136V80H135ZM242 81H243V80H242ZM258 81H257V84H258ZM260 81H259V83H260ZM35 82H36V81H35ZM46 82H47V81H46ZM79 82H80V81H79ZM123 82H126V81H123ZM238 82H239V81H238ZM238 82H236V84H237ZM246 82H247V80H246ZM248 82H249V81H248ZM22 83H23V81H22ZM22 83H21V84H22ZM25 83H26V82H25ZM37 83H39V82H37ZM40 83H41V81H40ZM40 83H39V85H40ZM42 83H43V82H42ZM66 83H67V82H66ZM69 83H71V81H69ZM90 83H91V82H90ZM126 83H127V82H126ZM126 83H125V84H126ZM241 83H242V82H241ZM249 83H250V82H249ZM16 84H17V83H16ZM49 84H50V83H49ZM55 84H56V83H55ZM72 84H73V83H72ZM77 84H79L78 81H77ZM80 84H81V87H82V82H81ZM83 84H85V83H83ZM87 84H88V83H87ZM103 84H104V83H103ZM128 84H129V83H128ZM128 84H126V85H128ZM244 84H245V82H244ZM246 84H247V83H246ZM254 84H255V83H254ZM257 84H255V86H257ZM9 85H8V86H9ZM31 85H32V84H31ZM60 85H61V84H60ZM64 85H65V84H64ZM67 85H69V84H67ZM74 85H75V83H74ZM104 85H105V84H104ZM129 85H130V84H129ZM248 85H249V84H248ZM248 85H246V86L244 85V88H246ZM258 85H259V84H258ZM261 85H262V83H261ZM17 86H19V85H17ZM17 86H16V87H17ZM20 86H22V85H20ZM28 86H29V85H28ZM69 86H71V85H69ZM76 86H77V85H76ZM106 86H107V85H106ZM123 86H124V85H123ZM132 86H133V85H132ZM235 86H237V85H235ZM250 86H251V84L249 85V87H250ZM252 86H253V88H255V86L253 85V82H252ZM259 86H260V85H259ZM263 86H264V84H263ZM10 87H9V88H10ZM30 87H31V86H30ZM73 87H74V86H73ZM79 87H80V85H79ZM127 87H128V86H127ZM130 87H131V86H130ZM240 87H242V85H241ZM0 88H1V87H0ZM20 88H21V87H20ZM32 88H33V86H32ZM51 88H52V87H51ZM66 88H67V87H66ZM82 88H83V87H82ZM124 88H125V87H124ZM237 88H239V83H238V87H237ZM244 88H240V89L244 92V94H246L245 91L243 90ZM247 88H248V87H247ZM7 89H8V87H7ZM25 89H26V88H25ZM28 89H30V88H28ZM28 89H27V90H28ZM48 89H49V88H48ZM58 89H60V88H58ZM80 89H81V88H80ZM256 89H258V88H256ZM256 89H253V90L255 91ZM8 90H9V89H8ZM14 90H16V88H15ZM19 90H20V89H19ZM22 90H24V89H22ZM27 90H26V91H27ZM30 90H31V92H32V89H30ZM41 90H42V89H41ZM67 90H70V88H68ZM67 90H65V91H67ZM71 90H72V89H71ZM71 90H70V91H71ZM82 90H83V89H82ZM128 90H129V89H128ZM250 90H251L250 94H246V95H244V96H243L244 98H243L242 96H240V98L242 97L243 100H244L245 103H246V106H247V104H248L249 107H250V108H249V110H250L249 113H251V114H249L250 116H249V115H248V116H249V117H253V118H254V117H257V118H258L259 115H257V116H255V115H256L257 110L260 109V107H259V109H258V106H257V103H259L260 101L258 102L257 99L255 98V95H254V92L252 91V88H251ZM261 90H262V89H261ZM3 91H5V90L3 89ZM26 91H22V92H26ZM33 91H34V90H33ZM35 91H36V90H35ZM57 91H58V90H57ZM61 91L63 92V90H61ZM65 91H64V92H65ZM72 91H73V90H72ZM74 91H75V89H74ZM79 91H80V90H79ZM83 91H84V90H83ZM83 91H81V94H82ZM90 91H91V90H90ZM237 91H238V90H237ZM257 91H259V90H257ZM257 91H256L255 93H257ZM9 92H10V91H9ZM16 92H17V91H16ZM19 92H20V91H19ZM38 92H39V91H38ZM68 92H69V91H68ZM76 92L78 93L77 90H76ZM247 92H248V90H247ZM26 93H27V92H26ZM55 93H56V92H55ZM58 93H59V92H58ZM66 93H67V92H66ZM87 93H88V92H87ZM92 93H93V92H92ZM124 93H125V92H123V94H124ZM127 93H129V92L127 91ZM4 94H5V93H4ZM14 94H15V93H14ZM21 94H23V93H20V95H21ZM27 94H28V93H27ZM27 94H26V95H27ZM32 94H33V93H32ZM67 94H68V93H67ZM74 94H75V93H74ZM74 94H73V95H74ZM85 94H86V90H85ZM121 94H122V93H121ZM234 94H235V93H234ZM237 94H239V91H238V93H236V95H237ZM10 95H11V94H10ZM18 95H19V94H18ZM46 95H47V94H46ZM75 95H76V94H75ZM75 95H74V96H75ZM82 95H83V94H82ZM90 95H91V94H90ZM90 95H89V96H90ZM103 95H104V94H103ZM127 95H129V94H127ZM239 95H240V94H239ZM241 95H243V94H241ZM0 96H1V95H0ZM29 96L31 97L30 94H29ZM38 96H39V95H38ZM40 96L42 97L43 95L41 94ZM44 96H45V95H44ZM44 96H43V97H44ZM47 96H48V95H47ZM57 96H58V95H57ZM68 96H69V95H68ZM89 96H88V98H89ZM92 96H93V95H92ZM230 96H231V95H230ZM237 96H238V95H237ZM256 96H257V95H256ZM12 97H14V96L12 95ZM17 97H19V96H17ZM17 97H16V98H17ZM36 97H37V96H36ZM43 97H42V98H43ZM75 97H76V96H75ZM78 97H79V95H78ZM85 97H86V96H85ZM231 97H232V96H231ZM258 97H259V96H258ZM2 98H3V97H2ZM8 98H9V97H8ZM8 98H7V99H8ZM22 98H23V97H22ZM25 98H26V97H25ZM45 98H46V97H45ZM50 98H51V97H50ZM50 98H49V99H50ZM59 98H60V97H59ZM90 98H91V97H90ZM93 98H94V97H93ZM129 98H130V97H129ZM131 98H132V97H131ZM225 98H227V97H225ZM10 99H12V98H10ZM53 99H54V98H53ZM228 99H229V98H228ZM228 99H227V100H228ZM232 99H233V98H232ZM15 100H16V99H15ZM17 100H19V99H17ZM22 100H23V99H22ZM24 100H25V99H24ZM34 100H36V98H35ZM39 100H40V99H39ZM47 100H48V98H47ZM47 100H46V101H47ZM50 100H51V99H50ZM50 100H49V101H50ZM73 100H74V99H73ZM80 100H81V99H80ZM82 100H83V99H82ZM90 100H91V99H90ZM90 100H89V101L86 100V102H87V101L90 102ZM229 100H231V98H230ZM240 100H242V99H240ZM29 101H31V100H29ZM40 101H41V100H40ZM46 101H45V102H46ZM51 101H52V100H51ZM53 101H54V100H53ZM83 101H84V100H83ZM4 102H5V101H4ZM22 102H23V101H22ZM32 102H33V101H32ZM32 102H31V103H32ZM37 102H38V101H37ZM37 102H36V104H37ZM84 102H85V101H84ZM133 102H134V101H133ZM226 102H227V101H226ZM226 102H225V104H226ZM229 102H235V101L232 100V101H229ZM236 102H237V101H236ZM5 103H6V102H5ZM28 103L30 104V102H28ZM34 103H35V102H34ZM34 103H33V104H34ZM41 103H42V102H41ZM49 103H50V102H49ZM92 103H93V101H92ZM140 103H141V102H140ZM238 103H239V102H238ZM245 103L243 104L244 106H245ZM260 103H261V102H260ZM23 104H24V103H23ZM29 104H28V105H29ZM42 104H43V103H42ZM47 104H48V103H47ZM85 104H86V103H84V105H85ZM136 104H137V102H136ZM241 104H242V102H241ZM241 104H240V105H241ZM8 105H10V104H7V106H8ZM25 105H26V104H25ZM30 105H31V104H30ZM30 105H29V106H30ZM38 105H39V104H38ZM49 105H51V104H49ZM84 105H82V106H84ZM140 105H141V104H140ZM143 105H145V104H143ZM150 105H151V104H150ZM234 105H235V104H233V106H234ZM237 105H238V104H237ZM258 105H259V104H258ZM261 105H262V104H261ZM2 106H3V105H2ZM4 106H5V104H4ZM16 106H17V105H16ZM35 106H36V105H35ZM40 106H42V105L40 104ZM43 106H44V104H43ZM46 106H47V105H46ZM77 106H78V105H77ZM138 106H139V105H138ZM146 106L148 107L149 105L147 104ZM241 106H242V105H241ZM244 106H243V107H244ZM262 106H263V105H262ZM0 107H1V106H0ZM18 107H19V106H18ZM20 107H21V106H20ZM30 107H31V106H30ZM30 107H29V108H30ZM36 107H37V106H36ZM38 107H39V106H38ZM50 107H51V106H50ZM136 107H137V106H136ZM136 107H135V108H136ZM139 107H140V106H139ZM7 108H8V107H7ZM15 108H16V107H15ZM21 108H22V107H21ZM42 108H43V107H42ZM44 108H46V107H44ZM81 108H82V107H81ZM84 108H85V107H84ZM84 108H83V109H84ZM122 108H123V107H122ZM142 108H143V106H142ZM148 108H149V107H148ZM244 108H245V107H244ZM261 108H262V107H261ZM9 109H10V108H9ZM23 109H24V108H23ZM30 109H31V108H30ZM30 109H26V110L29 111ZM35 109H36V108H34V110H35ZM113 109H114V108H113ZM144 109H145V108H144ZM144 109H143V110H144ZM233 109H234V108H233ZM13 110H14V109H13ZM26 110H25V111H26ZM32 110H33V107H32ZM123 110H124V109H123ZM137 110H138V109H137ZM145 110H146V109H145ZM227 110H228V109H227ZM229 110H230V109H229ZM234 110H236V109H234ZM239 110H240V109H239ZM241 110H242V109H241ZM245 110L249 111L248 109H245ZM5 111H6V110H5ZM11 111H12V109H11ZM14 111H15V110H14ZM14 111H13V112H14ZM17 111H18V109H17ZM37 111L39 112V110H37ZM42 111H43V113H44V110H42ZM47 111H49V110H47ZM78 111H79V110H78ZM80 111H81V109H80ZM84 111H85V110H84ZM140 111H141V110H140ZM231 111H233V110H231ZM243 111H244V110H243ZM8 112H9V110H8ZM8 112L6 111V112H5L6 114H5V115L3 114V115H4L3 117L0 115V119H3V120H1V121H7V122H8V121H12V117H11V115H13V114H12V113H8ZM38 112H36V113H38ZM49 112H50V111H49ZM52 112H53V111H52ZM82 112H83V111H82ZM82 112H81V113H82ZM109 112H110V111H109ZM234 112H235V111H234ZM237 112H238V111H237ZM2 113H4V112H2ZM2 113H1V114H2ZM19 113H20V110H19ZM77 113H78V112H77ZM81 113H79V114H81ZM112 113H113V112H112ZM241 113L244 114V112H242V111H241ZM10 114H11V115H10ZM20 114H21V113H20ZM48 114H49V113H48ZM50 114H51V113H50ZM52 114H53V113H52ZM115 114H116V113H115ZM232 114H233V113H232ZM236 114H238V113H236ZM239 114H240V113H239ZM258 114H259V113H258ZM14 115H15V114H14ZM26 115H27V114H26ZM26 115H23V116H26ZM30 115H31V114H30ZM43 115H45V114H43ZM77 115H78V114H77ZM81 115H82V114H81ZM116 115H117V114H116ZM233 115H235V114H233ZM19 116H21V115H19ZM27 116H28V115H27ZM31 116H33V115H31ZM39 116H40V118H41V115H39ZM114 116H115V115H114ZM143 116H144V115H143ZM147 116H148V115H147ZM235 116H236V115H235ZM241 116H242V115H241ZM241 116H240V117H241ZM244 116H245V115H244ZM35 117L37 118V116H35ZM82 117H83V115H82ZM82 117H81V118H82ZM237 117L240 118L239 115H238ZM237 117H236V118H237ZM13 118H14V116H13ZM23 118H25V117H23ZM29 118H30V122H29V121H27V122H29V123H34V122H31V117H30V116H29ZM33 118H34V116H33ZM43 118H44V117H43ZM43 118H42V121H44ZM47 118H48V116H47ZM120 118H121V117H120ZM229 118H230V117H229ZM232 118H233V116H232ZM238 118H237V119H238ZM241 118H242V117H241ZM257 118H256V119H257ZM20 119H22V118H20ZM122 119H123V118H122ZM225 119H226V117H225ZM247 119H248V118H247ZM251 119H252V118H251ZM17 120H18V119H17ZM22 120H23V119H22ZM27 120H28V119H27ZM35 120L38 121V118L35 119ZM48 120H49V119H48ZM116 120H117V119H116ZM139 120H140V119H139ZM230 120H231V119H230ZM257 120H258V119H257ZM257 120H256V121H257ZM13 121H15V119H14ZM20 121H21V120H20ZM23 121L25 122V120H23ZM33 121H34V119H33ZM39 121H40V119H39ZM222 121H223V120H222ZM248 121H250V120H248ZM260 121H261V120H260ZM24 122H23V123H24ZM118 122H119V121H118ZM121 122H122V121H121ZM196 122H197V121H196ZM196 122H195V123H196ZM225 122H226V121H225ZM228 122H229V121H228ZM254 122H255V121H254ZM258 122H259V120H258ZM262 122H263V121H262ZM0 123H4V122H0ZM45 123H46V122H45ZM197 123H198V122H197ZM260 123H261V122H260ZM7 124H8V123H7ZM14 124H15V122H14ZM27 124H28V123H27ZM38 124H39V122H38ZM41 124H42V123H41ZM43 124H44V123H43ZM121 124H122V123H121ZM193 124H194V123H193ZM247 124H248V123H247ZM253 124H254V123H253ZM1 125H2V124H1ZM5 125H6V124H4L3 126H5ZM11 125H12V122H11ZM11 125H10V126H11ZM31 125H32V124H31ZM33 125H35V124H33ZM39 125H40V124H39ZM47 125H48V122H47ZM47 125H45V127H46ZM55 125H56V124H55ZM197 125H198V124H197ZM233 125H234V124H233ZM235 125H236V124H235ZM243 125H244V124H243ZM250 125H251V124H250ZM263 125H264V124H263ZM16 126H17V125H16ZM19 126H20V125H19ZM21 126H23V124H22ZM21 126H20V127H21ZM27 126H28V125H27ZM37 126H38V125H37ZM40 126H41V125H40ZM120 126H121V125H120ZM1 127H2V126H0V128H1ZM7 127H8V126H7ZM13 127H15V126H13ZM34 127H36V126H34ZM48 127H51V126H48ZM235 127H236V126H235ZM5 128H6V127H5ZM5 128H4V129H5ZM25 128H26V127H25ZM38 128H39V127H38ZM46 128H47V127H46ZM46 128H45V130H46ZM58 128H59V127H58ZM194 128H195V127H194ZM224 128H225V127H224ZM227 128H228V126H227ZM227 128H226V129H227ZM1 129H2V128H1ZM6 129H7V128H6ZM13 129H18V127H17V128H13ZM28 129H30V128L28 127ZM43 129H44V128H43V126H42V130H43ZM197 129H198V128H197ZM197 129H196V130H197ZM8 130H11V129H9V127H8L7 132H8ZM20 130H21V129H20ZM20 130H19V131H20ZM23 130H25V129H23ZM26 130H27V128H26ZM26 130H25V131H26ZM30 130H31V129H30ZM32 130H33V128H32ZM34 130L37 131L36 129H34ZM34 130H33V131H34ZM40 130H41V128H40ZM61 130H62V129H61ZM223 130H225V129H223ZM228 130H229V129H228ZM2 131H3V130H2ZM19 131H18L17 133H19ZM46 131H47V130H46ZM48 131L50 132L51 130H48ZM52 131H55V130L52 129ZM70 131H71V130H70ZM3 132H4V131H3ZM7 132H4V133H1V132H0V146L3 145L2 147H4V150H5L6 152H8V153H11V152H13L14 145H17V144H15V143L13 144V142H15V141L12 140V139L15 138L16 136L13 137V138H11V136H13L14 134L11 135V134H10V131H9V133H7ZM22 132H23V131H22ZM22 132H21V133H22ZM26 132H27V131H26ZM38 132L41 133V131H38ZM44 132H45V131H44ZM44 132L42 131V134H43ZM56 132H57V130H56ZM56 132H55V133H56ZM58 132H60V131L58 130ZM67 132H68V131H67ZM124 132H125V131H124ZM223 132H224V131H223ZM229 132H230V130H229ZM13 133H14V131H13ZM24 133H25V132H24ZM30 133H31V132H30ZM32 133H33V132H32ZM63 133H64V132H63ZM121 133H122V132H121ZM225 133H226V132H224V134L221 133V134L224 135V137H222L221 139H223V138H224V140L226 139V138H225ZM35 134H37V133L35 132ZM38 134H39V133H38ZM42 134H40V135L42 136ZM53 134H54V133H53ZM56 134H57V133H56ZM65 134H66V132H65ZM67 134H68V133H67ZM226 134H227V133H226ZM263 134H264V133H263ZM17 135H18V134H17ZM20 135H21V134H20ZM31 135H32V134H31ZM40 135H39V136H40ZM46 135H47V133H46ZM120 135H121V134H120ZM223 135H221V136H223ZM25 136H26V135H25ZM36 136H37V135H36ZM41 136H40V139L42 138ZM44 136H45V135H44ZM47 136H48V135H47ZM47 136H46V137H47ZM78 136L80 137V135H78ZM123 136H124V135H123ZM125 136H126V135H125ZM262 136H263V135H262ZM19 137H20V136H19ZM23 137H24V135H23ZM30 137H31V136H30ZM63 137H64V136H63ZM65 137H66V136H65ZM226 137H227V136H226ZM10 138H11V139H10ZM21 138H22V137H21ZM25 138H27V137H25ZM25 138H24V139H25ZM31 138H33V137H31ZM36 138H37V137H36ZM48 138H50V135H49ZM52 138H53V137H52ZM59 138H60V137H59ZM59 138H57V140H58V142H59V144H60V141H61V140H59ZM118 138H120V137H118ZM227 138H228V137H227ZM24 139H20V140H24ZM43 139H44V138H43ZM126 139H127V138H126ZM26 140H27V139H26ZM30 140H31V139H30ZM33 140H34V141H29V142H26V143L23 142L24 144H22V141H21L20 143H21L22 145L20 144V145H21L20 147L23 148L25 151H26V150H29V151H30L31 148H32V150H33V147L35 148V145H37L38 143L43 142V141L39 142V141H37L38 139L36 140V139H34V138H33ZM35 140H36V141H35ZM49 140H51V139H49ZM66 140H67V139H66ZM226 140H227V139H226ZM47 141H48V140H47ZM62 141H64V140H62ZM17 142H18V141H17ZM51 142H52V141H51ZM53 142H54V141H53ZM58 142L56 141V143H58ZM43 143H45V142H43ZM49 143H50V142H49ZM49 143H46V144H48L47 146H49ZM79 144H80V143H79ZM52 145H53V143H52ZM52 145H51V147H52ZM61 145H62V144H61ZM75 145H76V144H75ZM17 146H18V145H17ZM39 146H40V145H39ZM45 146H46V145H45ZM45 146H41V148H42V147L45 148ZM58 146H59V145H58ZM15 147H16V146H15ZM18 147H19V146H18ZM20 147H19V148H20ZM51 147H49V148H50V149H53V148H54V147H53V148H51ZM56 147H57V146H56ZM59 147H60V146H59ZM61 147H62V146H61ZM63 147H64V146H63ZM63 147H62V148H63ZM79 147H80V146H79ZM21 148H20V149H21ZM39 148H40V147H39ZM39 148H37V150H38ZM41 148H40V149H41ZM40 149H39V151H40ZM45 149H46V148H45ZM50 149H49V150H50ZM72 149H73V148H72ZM4 150H3V151H4ZM15 150H18V149L15 148ZM24 150H23V154L25 153ZM42 150H43V148H42ZM46 150H48V149H46ZM66 150H67V149H66ZM70 150H71V149H69V151L66 152V154L68 153V155H69ZM110 150H111V149H110ZM35 151H36V150L31 151V153H30V155H31L34 159L41 158V157L43 156V154H42L43 152H42V151H41V153H40L39 151H38L39 153H38V152H35ZM51 151H53V150H51ZM51 151H50V152H51ZM57 151H59V150L57 149L56 152H57ZM62 151H63V150H61V152H62ZM72 151H73V150H72ZM14 152H15V151H14ZM48 152H49V151H48ZM50 152H49V153H50ZM4 153H5V152H4ZM4 153H3V154H4ZM19 153H20V151H19ZM54 153H55V151H54ZM54 153H51V154H52V157H51V158H53V156L55 155L56 158L53 159V160H55L54 164H57V162H58L59 159H58L57 162H56L57 156H56V154H54ZM62 153H63V152H62ZM73 153H74V152H73ZM73 153L71 154V157H72ZM12 154H13V153H12ZM16 154H17V153H16ZM16 154H15V155H16ZM23 154L21 155V153H20V156L23 157ZM27 154H28V153H27ZM27 154L25 153V155H26L25 157H26V158H27V156H28ZM47 154H48V153L46 152V155H47ZM64 154H65V152H64ZM57 155H59V154H57ZM74 155H75V154H74ZM111 155H112V154H111ZM114 155H115V154H114ZM0 156H3V155H0ZM5 156H6V155H5ZM11 156H12V155H11ZM44 156H45V154H44ZM47 156H48V155H47ZM49 156H50V155H49ZM60 156H61V154H60ZM107 156H108V155H107ZM112 156H113V155H112ZM118 156H119V155H118ZM3 157H4V156H3ZM8 157H10V155H9ZM15 157H16V156H15ZM28 157H30V156H28ZM66 157H67V156H66ZM68 157H69V156H68ZM19 158H20V157H18V161H19ZM58 158H59V156H58ZM73 158H74V157H73ZM105 158H106V157H105ZM105 158H104V159H105ZM112 158H113V157H112ZM116 158H117V157H116ZM116 158H115V159H116ZM1 159H2V158H1ZM1 159H0V160H1ZM11 159H12V158H9L10 161H11ZM42 159H43V158H42ZM47 159H48V158H47ZM47 159H46V161H47ZM66 159H67V158H66ZM2 160H3V159H2ZM14 160H15V159H14ZM20 160H21V159H20ZM29 160H30V159H29ZM31 160H33V159L31 158ZM40 160H41V159H40ZM43 160H44V159H43ZM43 160H41L40 162H42ZM51 160H52V159H51ZM61 160L63 161V158H61ZM68 160H69V159H68ZM68 160H67V162H68ZM70 160H71V159H70ZM75 160H76V159H75ZM75 160L73 159V161H75ZM106 160H107V159H106ZM4 161H6V159H5ZM12 161H13V160H12ZM23 161H24V160L22 159V162H23ZM62 161H61V162H62ZM13 162H15V161H13ZM13 162H11V165L13 164ZM20 162H21V161H20ZM26 162H27V160H26ZM29 162H30V161H29ZM29 162H28V163H29ZM35 162H37V161L35 160ZM44 162H45V160H44ZM51 162H53V161H51ZM65 162H66V161H65ZM67 162H66V164H67ZM75 162H76V161H75ZM0 163H1V162H0ZM4 163H6V162H4ZM17 163H19V162H17ZM33 163H34V162H33ZM49 163H50V162H49ZM58 163L60 164V161H59ZM68 163L71 165L72 162L69 161ZM2 164H3V163H1L0 166H1ZM7 164H8V163H7ZM26 164H27V163H26ZM30 164H31V162H30ZM36 164H37V163H36ZM45 164H46V163H45ZM45 164H44V165H45ZM51 164H52V163H51ZM51 164H50L49 166H51ZM62 164H63V163H62ZM73 164H74V163H72V165H71V167H70L71 170H73V169H72V166H74ZM76 164H77V162H76ZM80 164H81V163H80ZM3 165H4V164H3ZM27 165H28V164H27ZM34 165H35V164H34ZM42 165H43V164H42ZM42 165H41V166H42ZM70 165H69V166H70ZM8 166H9V165H8ZM14 166H16V165H14ZM17 166H19V164H18ZM17 166H16V167H17ZM20 166H22V165L20 164ZM23 166H24V165H23ZM25 166H26V165H25ZM25 166L23 167L24 170H26V167H25ZM39 166H40V165H39ZM39 166H38V168H39ZM75 166H76V165H75ZM6 167H7V166H6ZM27 167H28V166H27ZM35 167L37 168V165H36ZM67 167H68V166H67ZM80 167H81V166H80ZM19 168H20V167H19ZM21 168H22V167H21ZM30 168H31V167H30ZM36 168H35V169H36ZM44 168H45V167H43V169H42L43 172H44V170H45ZM47 168H48V167H47ZM51 168H53V167H51ZM54 168H55V165H54ZM54 168H53V169H54ZM56 168H57V169H60L61 167H60V166H59V167L56 166ZM56 168H55V170H56ZM3 169H4V168H3ZM5 169H6V168H5ZM10 169H11V168H10ZM14 169H15V168H14ZM16 169H17V168H16ZM16 169H15V170H16ZM61 169H62V168H61ZM65 169H67V168H65ZM70 169H69V170H70ZM77 169H78V168H77ZM77 169H76V170H77ZM0 170H2V169H0ZM30 170H32V169H30ZM30 170H29V171H30ZM36 170H37V169H36ZM63 170H64V169H63ZM82 170H83V168L80 169V171H82ZM7 171H8V170H7ZM12 171H13V170H12ZM26 171H27V170H26ZM37 171H38V170H37ZM37 171H36V173H37ZM40 171H41V170H40ZM42 171H41V176H42L43 174H45V172L43 173ZM49 171H50V167H49ZM58 171H59V170H58ZM60 171H62V170H60ZM67 171H68V170H67ZM74 171H75V170H74ZM108 171H109V170H108ZM2 172H3V170H2ZM2 172H0V174H1ZM9 172H10V171H9ZM22 172H24V171H22ZM27 172H28V171H27ZM31 172H32V171H31ZM51 172H53L52 169H51ZM54 172H55V171H54ZM69 172H70V171H69ZM72 172H73V171H72ZM86 172H87V171H86ZM4 173H5V172H4ZM16 173H17V171H16ZM24 173H25V172H24ZM33 173H34V167H33ZM38 173H39V172H38ZM61 173H63V171H62ZM61 173H57V170H56V173H54V174L58 175V174H61ZM65 173H66V172H65ZM76 173H77V172H76ZM81 173H82V172H81ZM2 174H3V173H2ZM8 174H9V173H8ZM13 174H14V173H13ZM18 174H19V173H18ZM18 174H17V175H18ZM20 174H21V169H20ZM20 174H19V176H20ZM51 174H52V173H51ZM82 174H83V173H82ZM82 174H79V175H82ZM11 175H12V174H11ZM17 175H16V176H17ZM23 175H24V174H23ZM30 175H31V174L29 173V176H28V178H27V182H28V181H31L32 179H34V178L31 177ZM37 175H38V174H37ZM39 175H40V173H39ZM46 175H48V173H47ZM46 175H45V177H46ZM49 175H50V174H49ZM49 175H48V177H50ZM0 176H2V175H0ZM21 176H22V174H21ZM32 176H33V175H32ZM34 176H36L35 173H34ZM61 176H62V175H60L59 177H61ZM69 176H70V175H69ZM77 176H78V175H77ZM5 177H6V175H5ZM17 177H18V176H17ZM26 177H27V175H26ZM26 177H25V178H26ZM39 177H40V176H39ZM59 177L57 176V178H59ZM62 177H64V176H62ZM70 177H71V176H70ZM11 178H12V177H11ZM21 178L24 179V176L21 177ZM37 178H38V176H37ZM37 178H36V179H37ZM50 178L54 179L53 175H52ZM57 178H56V180H57ZM66 178H67V177H66ZM75 178H76V177H75ZM9 179H10V178H9ZM9 179H8V180H9ZM12 179H14L13 181H15V179H16L15 175H14V178H12ZM22 179H19V181H20V180L22 181ZM42 179H45V178H41V180H42ZM52 179H51V181H52ZM59 179H60V178H59ZM72 179H73V177H72ZM72 179H71V181H72ZM88 179H90V178L88 177ZM103 179H104V178H103ZM1 180H2V182H3L4 179H1ZM8 180H7V181H8ZM45 180H46V179H45ZM47 180H48V179H47ZM47 180H46V181H47ZM54 180H55V179H54ZM4 181H6V180H4ZM17 181H18V179H17ZM43 181H44V180H43ZM59 181H60V180H59ZM61 181H62V179H61ZM65 181H67V180H65ZM100 181H101V180H100ZM103 181H104V180H103ZM9 182H10V180H9ZM11 182H12V181H11ZM22 182H23V181H22ZM22 182H21V183H22ZM33 182H34V181H33ZM33 182H32V183H33ZM37 182H40V181H37ZM37 182H35V183H37ZM48 182H49V180L47 181V183H48ZM53 182L55 183L56 181H53ZM53 182H52V183H53ZM67 182H68V181H67ZM89 182H90V181H89ZM96 182H97V181H96ZM96 182H95V183H96ZM105 182H106V181H105ZM28 183H30V182H28ZM32 183H31V184H32ZM35 183H34V184H35ZM44 183H45V182H44ZM54 183H53V185H51V187H53V186L55 185ZM57 183H58V180H57ZM57 183H56V184H57ZM72 183H73V182H72ZM87 183H88V182H87ZM101 183H102V182H101ZM101 183H100V184H101ZM7 184H8V183H7ZM7 184H6V185H7ZM12 184L18 186L16 183H13V182H12ZM12 184H11V185H12ZM26 184H27V183H26ZM37 184H39V183H37ZM40 184H41V183H40ZM42 184H43V183H42ZM45 184H46V183H45ZM62 184H63V183H62ZM62 184L60 185V182H59L58 185H60V187H63V185H64L65 183H64L63 185H62ZM67 184H68V183H67ZM90 184H91V183H90ZM90 184H89V185H90ZM93 184H94V183H93ZM2 185H3V184H2ZM11 185H10V186H11ZM23 185H25V184H23ZM43 185H44V184H43ZM47 185H48V184H47ZM49 185H50V183H49ZM71 185H72V184H71ZM71 185H70V186H71ZM101 185H102V184H101ZM103 185H104V184H103ZM4 186H5V185H4ZM4 186H2V187H4ZM7 186H8V185H7ZM28 186H29V185H28ZM36 186H37V185H36ZM36 186H34V187H36ZM55 186H56V185H55ZM68 186H69V184H68ZM72 186H73V185H72ZM72 186H71V187H72ZM29 187H30V186H29ZM31 187L33 188V186H31ZM31 187H30V188H31ZM37 187H38V186H37ZM37 187H36V188H37ZM39 187H40V186H39ZM44 187H45V186H44ZM0 188H1V187H0ZM11 188L13 189V187H11ZM11 188H10L9 190H11ZM14 188H15V186H14ZM17 188H18V187H17ZM26 188H27V186H26ZM41 188H42V190H44L43 186H41ZM41 188H40V189H41ZM46 188H48V187H46ZM88 188H89V187H88ZM104 188H105V187H104ZM4 189H5V188H4ZM4 189H3V190H4ZM6 189H7V187H6ZM19 189H20V188H19ZM28 189H29V188H28ZM28 189H27V190H28ZM40 189H38V190H40ZM58 189L60 190V188H56V190H58ZM75 189H76V188H75ZM75 189H74V190H75ZM91 189H93V188L91 187ZM30 190H31V189H30ZM33 190H34V189H33ZM35 190H36V189H35ZM35 190H34V191H35ZM42 190H41V191H42ZM49 190H50V189H49ZM51 190H53V189H51ZM56 190H54L55 192L50 191V192H52V193H51V197H52L53 199H59V198H58L59 195H57L58 192L56 193ZM61 190H62V189H61ZM61 190H60V191H61ZM63 190H64V188H63ZM63 190H62V191H63ZM67 190H68V192H69V189H67ZM89 190H90V189H89ZM4 191H5V190H4ZM6 191H8V189H7ZM17 191H18V190H17ZM19 191H20V190H19ZM28 191H29V190H28ZM46 191H47V190H46ZM46 191H45L44 193H46ZM60 191H59V192H60ZM64 191H65V190H64ZM70 191H71V190H70ZM83 191H84V190H83ZM85 191H86V190H85ZM92 191H93V190H92ZM92 191H91V192H92ZM95 191H96V190H95ZM0 192H2V191H0ZM15 192H16V191H15ZM65 192H66V191H65ZM65 192H63V193H65ZM68 192H66V193H68ZM75 192H76V190H75ZM75 192H73V193H74L73 196L76 194ZM10 193H12V192L10 191ZM17 193H18V192H17ZM29 193H30V192H29ZM63 193H61V195H62ZM1 194H2V193H1ZM4 194H6V193H4ZM7 194H8V196H9V192H8ZM7 194H6V196H7ZM27 194H28V193H27ZM27 194H26V195H27ZM32 194H33V193H32ZM36 194H37V192H36ZM36 194H35V195H36ZM68 194H69V193H68ZM70 194H72V193H70ZM82 194H83V193H82ZM103 194H104V193H103ZM2 195H3V194H2ZM2 195H0V196H2ZM20 195H21V194H20ZM24 195H25V194H24ZM35 195H33V196L36 198L37 196H35ZM43 195H47V194H43ZM65 195H66V197H68L67 194H65ZM65 195H64V196H65ZM90 195H91V194H90ZM95 195H96V194H95ZM11 196H13V195L10 194L9 197H11ZM31 196H32V195H31ZM48 196H49V195H48ZM73 196H72V197H73ZM9 197H7V198H9ZM20 197H21V196H20ZM26 197H27V196H26ZM34 197H32V198H33L32 201H34V199H35ZM39 197H40V196H39ZM43 197H44V196H43ZM46 197H47V196H46ZM49 197H50V196H49ZM11 198H12V197H11ZM29 198H30V197H29ZM98 198H99V197H98ZM0 199H1V198H0ZM30 199H31V198H30ZM39 199H40V198H39ZM39 199H38V200H39ZM41 199H42V198H41ZM46 199H47V198H46ZM49 199H50V198H49ZM66 199H67V198H66ZM1 200H2V199H1ZM5 200L7 201V199H5ZM59 200H60V199H59ZM61 200H62V199H61ZM64 200H65V199L63 198V201H64ZM68 200H69V199H68ZM95 200H96V199H95ZM95 200H94V201H95ZM97 200H99V199H97ZM8 201H10V200L8 199ZM24 201H25V200H24ZM29 201H30V200H29ZM36 201H37V199H36ZM36 201H35V202H36ZM41 201H42V200H41ZM43 201H44V200H43ZM54 201H56V203H57L58 200H54ZM63 201H62V202H63ZM72 201H73V200H72ZM72 201H71V202H72ZM92 201H93V200H92ZM99 201H100V200H99ZM101 201H103V200H101ZM262 201H263V200H261V202H262ZM10 202H11V201H10ZM25 202H26V201H25ZM37 202H38V201H37ZM49 202H52V200L49 201ZM71 202H70V203H71ZM73 202H74V201H73ZM103 202H105V201H103ZM7 203H8V202H7ZM22 203H24V202H22ZM46 203H47V202H46ZM56 203H55V204H56ZM65 203H66V202H65ZM70 203H68V204H70ZM263 203H264V202H263ZM19 204H21V202L18 203V205H19ZM31 204H32V203H31ZM31 204H30V205H31ZM34 204H36V203H34ZM43 204H44V203H42L41 205L43 206ZM50 204H51V203H49L48 205H50ZM60 204H61V203H60ZM60 204H59V205H60ZM62 204H63V203H62ZM66 204H67V203H66ZM71 204H73V203H71ZM94 204H96V203H94ZM98 204H99V202H98ZM98 204H96V206H97ZM101 204L103 205L102 202H101ZM260 204H262V203H260ZM16 205H17V204H16ZM36 205H37V204H36ZM38 205H39V204H38ZM41 205H40V207H41ZM45 205H46V204H44V208L46 209L47 207H45ZM57 205H58V203H57ZM57 205H56V208H57ZM64 205H65V204H64ZM73 205H74V204H73ZM73 205H72V206H73ZM91 205H92V203H91ZM263 205H264V204H263ZM23 206H26V205H23ZM51 206H52V205H51ZM66 206H69V205H66ZM70 206H71V205H70ZM70 206H69L68 208H70ZM72 206H71V207H72ZM17 207H18V206H17ZM26 207H27V206H26ZM28 207H29V205H28ZM28 207H27V208H28ZM31 207H32V206H31ZM33 207H34V206H33ZM36 207H38V206H36ZM52 207H53V209H54V206H52ZM58 207H59V206H58ZM81 207H82V205H81ZM98 207H99V206H98ZM98 207H97V208H98ZM262 207H263V206H262ZM18 208H19V207H18ZM24 208H25V207H24ZM24 208L22 209V211L24 210ZM44 208H43V210H44ZM60 208H61V207H60ZM73 208H75V207H73ZM73 208H70V209H73ZM76 208H77V207H76ZM83 208H84V206H83ZM91 208H92V206H91ZM97 208H96V209H97ZM102 208H103V207H102ZM263 208H264V207H263ZM25 209H26V208H25ZM30 209H31V208H30ZM35 209H36L37 211L40 210V209H37V208H35ZM62 209H64V207H63ZM70 209H69V210H70ZM79 209H80V208H79ZM81 209H82V208H81ZM84 209H85V208H84ZM84 209H83V210H84ZM88 209H90V208L88 207ZM92 209H93V208H92ZM94 209H95V208H94ZM99 209H101V208H99ZM99 209H98V210H99ZM15 210H16V209H15ZM19 210H20V208H19ZM27 210H29V208H28ZM31 210H32V209H31ZM33 210H34V208H33ZM33 210H32V211H33ZM36 210H34V211H36ZM43 210H42V211H43ZM55 210H56V209H55ZM65 210H66V208H65ZM85 210H86V209H85ZM90 210H91V209H90ZM262 210L264 211V209H262ZM34 211H33V212H34ZM37 211L34 212L33 215H35V216H39V215H40L39 213H40L41 211H38V213H37ZM45 211H46V210H45ZM51 211H53V210L51 209ZM56 211H57V210H56ZM56 211H54V212H56ZM62 211H64V210H62ZM72 211H73V210H72ZM77 211H78V210H77ZM94 211L96 212V210H94ZM25 212H26V211H25ZM69 212L71 213V211H69ZM78 212H79V211H78ZM80 212H81V211H80ZM85 212H86V211H85ZM88 212H89V211H87V213H88ZM14 213H15V212H14ZM16 213H17V212H16ZM21 213H23V212H21ZM41 213H42V212H41ZM48 213H49V212H48ZM59 213H60V212H59ZM59 213H58V214H59ZM63 213H64V212H63ZM74 213H75V212H74ZM74 213H73V214H74ZM81 213H82V212H81ZM87 213H86V214H87ZM17 214L19 215V213H17ZM23 214H24V213H23ZM29 214H30V213H29ZM31 214H32V213H31ZM66 214H67V213H66ZM73 214H72V215H73ZM76 214H77V213H76ZM78 214H80V213H78ZM26 215H28V214H25V216H26ZM53 215H54V213H53ZM81 215L84 217V213L81 214ZM89 215H90V214H89ZM92 215H93V214H92ZM94 215H95V214H94ZM94 215H93V217H95L96 215L99 216V214H96L95 216H94ZM41 216H42V214H41ZM46 216H47V215H46ZM59 216H60V215H59ZM67 216H68V214H67ZM73 216H74V215H73ZM73 216H72V217H73ZM16 217H17V216H16ZM30 217H31V215H30ZM32 217H33V216H32ZM39 217H40V216H39ZM39 217H37V218H38L39 221H40V219H41L42 217H41V218H39ZM56 217H57V215H56ZM61 217H66V216H61ZM78 217H80V215H79ZM89 217H90V216H89ZM91 217H92V216H91ZM91 217H90V218H91ZM93 217H92V218H93ZM18 218H21V217H18ZM68 218H69V217H68ZM74 218H75V217H74ZM81 218H82V217H81ZM84 218H85V217H84ZM90 218H89V219H90ZM92 218H91V219H92ZM102 218H103V216H102ZM23 219H24V216H23ZM26 219H28V218H26ZM35 219H36V217H35ZM43 219H44V217H43ZM59 219H60V218H59ZM59 219H58V221H62V219H61V220H59ZM66 219H67V218H66ZM71 219H72V218H71ZM71 219H70V220H71ZM77 219H78V218H77ZM87 219H88V218L86 217V220H87ZM100 219H101V216H100ZM21 220H22V218H21ZM21 220H20V221H21ZM30 220H32V219L30 218L29 221H30ZM36 220H37V219H36ZM36 220H35V222H36ZM63 220H64V219H63ZM75 220H76V219H75ZM81 220H83V219H81ZM81 220H80V221H81ZM86 220H85V221H86ZM95 220H97V222H98V219H95ZM24 221H25V220H24ZM26 221H27V220H26ZM29 221H28V222H29ZM33 221H34V220H33ZM41 221H42V220H41ZM41 221H40V223H42ZM55 221H56V220H55ZM55 221H54V222H55ZM99 221H101V220H99ZM102 221H103V220H102ZM102 221H101V222H102ZM111 221H112V220H111ZM111 221H110V223H111ZM18 222H19V221H18ZM21 222H23V220H22ZM71 222H72V220H71ZM74 222H75V221H74ZM78 222H79V220H78ZM92 222H94L95 225H96V223H97V222H95V221H92ZM40 223H39V224H40ZM63 223H64V222H63ZM66 223H68V221H67ZM79 223H80V222H79ZM81 223H83V222H81ZM85 223H87V222H85ZM88 223H89V225H90L91 222L89 221ZM88 223H87V224H88ZM99 223H100V222H98V224H99ZM102 223H103V222H102ZM110 223H108V226H109ZM12 224H13V223H12ZM18 224H19V223H18ZM27 224H28V223H27ZM29 224H31V223H29ZM29 224H28V225H29ZM39 224H38V226H39ZM77 224H78V223H77ZM91 224H92V223H91ZM103 224L105 225L106 223H103ZM103 224H102V225H103ZM15 225H16V224H15ZM15 225H14V226H15ZM31 225L33 226V224H31ZM35 225H37V223H36ZM58 225H59V224H58ZM61 225H62V224H61ZM61 225H60V227H61ZM67 225H68V224H67ZM89 225H85V226H89ZM92 225H93V224H92ZM92 225H91V226H92ZM100 225H101V224H100ZM111 225H112V224H110V227H112ZM18 226H20V225H18ZM21 226H22V225H21ZM51 226H52V225H51ZM63 226H64V225H63ZM69 226H70V225H69ZM73 226H76V224L73 225ZM79 226H80V224L78 225L77 230H79ZM83 226H84V224H82V227H81L82 229L80 228L81 231H79V232H83V231H82V230H83ZM91 226H90V227H91ZM105 226H107V225H105ZM23 227H24L23 229H26V228H25V224L23 225ZM29 227H30V225H29ZM90 227H89V228H90ZM93 227H94V226H93ZM103 227H104V226H103ZM103 227H102V229H103ZM34 228H35V226H34ZM42 228H43V227H42ZM63 228H64V227H63ZM104 228H105V227H104ZM17 229H18V228H17ZM28 229H29V228H28ZM28 229H27V230H28ZM30 229L32 230V232H33V231L36 232V230H34L33 227H31ZM30 229H29V230H30ZM39 229H40V232H39V233H41V232H42L41 227H40ZM39 229H38V230H39ZM46 229H47V227H46ZM68 229H69V228H68ZM84 229H85V228H84ZM95 229H97V227H95L94 230H95ZM99 229H100V228H99ZM99 229H98L96 232H98ZM102 229H101V230H102ZM135 229H136V228H135ZM29 230H28V231H29ZM43 230H44V229H43ZM47 230H48V229H47ZM58 230H59V229H58ZM60 230H62V229H60ZM69 230H70V229H69ZM69 230H67V231H69ZM115 230H116V229H115ZM141 230H142V229H141ZM19 231L21 232V230H19ZM48 231H49V230H48ZM48 231H47V232H48ZM56 231H57V230H56ZM75 231H76V230H75ZM86 231H89V234L91 235L90 232H92V230L87 229ZM133 231H134V230H133ZM22 232H23V231H22ZM29 232H30V231H29ZM32 232H31V233H32ZM43 232H44V231H43ZM47 232H45V234H46ZM50 232H51V231H50ZM50 232H48L49 235H50ZM63 232H64V230H63ZM65 232H66V231H65ZM71 232H72V231H71ZM130 232H131V231H130ZM138 232H139V231H138ZM27 233H28V232H27ZM53 233H54V232H53ZM55 233H56V232H55ZM57 233H58V232H57ZM57 233H56V234H57ZM61 233H62V232H61ZM61 233H60V235L62 236L63 233H62V234H61ZM73 233H74V232H73ZM77 233H78V231H77ZM92 233H94V231H93ZM121 233H122V232H121ZM127 233H128V232H127ZM139 233H140V232H139ZM19 234H20V233H19ZM19 234H18V235H19ZM21 234H22V233H21ZM23 234H24V235L26 234V233H25V230H24V233H23ZM28 234H29V233H28ZM36 234H38V233H36ZM48 234H46V235H48ZM79 234H81V233H79ZM94 234H95V233H94ZM24 235H23V236H24ZM30 235H32V234H30ZM30 235H27V236H30ZM46 235H45V236H46ZM60 235H59V236H60ZM63 235H64V234H63ZM82 235H83V234H82ZM120 235H122V234H120ZM136 235H138V234H136ZM139 235H140V234H139ZM23 236L20 237V239H21L22 241H23V239H22ZM34 236H37V235H33V237H34ZM52 236H53V235H52ZM52 236H51L50 238H52ZM61 236H60V237H61ZM67 236H69V235H67ZM70 236H71V235H70ZM70 236H69V237H70ZM124 236H125V234H124ZM30 237H31V236H30ZM33 237H32L33 240H32L31 238L28 237L29 239H31V240L28 239V241H27V238H26V237H23V238L26 239V241L28 242L27 244L29 245V251H28L29 254H30V255H28L29 257H30V256L33 257V255H35V252H36V251L34 252V250H36V249L38 248V247H37V248L35 249V246H36V245H35V241H34L35 238H33ZM42 237H43V236L41 235V236H40V239H39V237H38V238H36L35 240H37V241H38V239L41 240ZM56 237H57V235H56ZM63 237H65V236H63ZM76 237H77V236H76ZM76 237L74 236L73 239H75ZM79 237H81V235H80ZM82 237H83V236H82ZM82 237H81V239H80V238H78V239H80V241H81V240L83 239ZM84 237H85V236H84ZM136 237H137V236H136ZM17 238H18V237H17ZM44 238H45V237H44ZM57 238H58V237H57ZM65 238H66V237H65ZM65 238H64V239H65ZM71 238H72V237H71ZM71 238H69V240H70ZM91 238H93V237H90V239H91ZM94 238H95V237H94ZM94 238H93V239H94ZM139 238H140V237H139ZM20 239H19V240H20ZM42 239H43V238H42ZM64 239H63V241H64ZM85 239H86V238H85ZM93 239H92V240H93ZM96 239H97V238H96ZM109 239H110V238H107V240H109ZM13 240H15V239H13ZM17 240H18V239H17ZM19 240H18V241H19ZM44 240H46V239H44ZM47 240H48V238H47ZM59 240H60V239H59ZM87 240H88V238H87ZM101 240L104 241V240H105V237H104V239H101ZM137 240H138V239H137ZM26 241H25V244H26ZM41 241H42V240H41ZM57 241H58V240H57ZM61 241H62V240H61ZM80 241H79L80 245L82 244V241H83V243H84V239H83L81 242H80ZM97 241H98V239H97ZM102 241H101V242H102ZM109 241H110V240H109ZM14 242H15V241H14ZM44 242H46V241H44ZM44 242H43V243H44ZM70 242H71V241H70ZM76 242H78V241H76ZM94 242H95V241H94ZM105 242H106V241H105ZM110 242L112 243L113 241H110ZM37 243H38V242H36V244H37ZM54 243H55V242H54ZM59 243H60V241H59ZM73 243L76 244L74 241H73ZM86 243H87V242H86ZM123 243H124V242H123ZM133 243H134V242H133ZM10 244H11V243H10ZM14 244L16 245V247H18L17 244H16V242H15ZM70 244H71V243H69V245H70ZM77 244H78V243H77ZM102 244H104V243H102ZM37 245L39 246L40 244H37ZM49 245H50V244H49ZM49 245H48V247H50ZM61 245H62V244H61ZM61 245H59V246H61ZM83 245H84V244H83ZM83 245H82V246H83ZM85 245H86V244H85ZM89 245H90V244H89ZM89 245H87V246H89ZM98 245L100 246L101 244L98 243ZM105 245H107V244L105 243ZM108 245L110 246L111 244H108ZM114 245H115V244H114ZM127 245H128V244H127ZM137 245H138V244H137ZM20 246L23 247L22 245H20ZM41 246H42V245H41ZM57 246H58V245H57ZM62 246H63V245H62ZM67 246H68V245H67ZM73 246L75 247V245H73ZM78 246H79V245H77V247H78ZM82 246H81V248H82ZM123 246H124V245H123ZM14 247H15V246H14ZM24 247H27V246L25 245ZM42 247H44V246H42ZM46 247H47V245H46ZM48 247H47V249H49ZM68 247H69V246H68ZM83 247H84V246H83ZM91 247H92V246H91ZM94 247H95V246H94ZM94 247H93L92 249H94ZM100 247H101V246H100ZM100 247H99V248H100ZM104 247H105V246H104ZM110 247H112V246H110ZM116 247H117V246H116ZM138 247H139V246H138ZM18 248H19V247H18ZM18 248H16V249H18ZM53 248H54V245H53ZM60 248H61V247H60ZM79 248H80V247H79ZM81 248H80V249H81ZM85 248H86V247H85ZM96 248H97V245H96ZM96 248H95V251L98 250V248H97V250H96ZM101 248H102V247H101ZM127 248H128V247H127ZM16 249H15V250H16ZM19 249L21 250V248H19ZM24 249H28V248H22V250H24ZM57 249H58V247H57ZM57 249H56V250H57ZM61 249H63V248H61ZM83 249H84V248H83ZM86 249H87V248H86ZM106 249H107V248H106ZM109 249H110V248H109ZM120 249H121V248H120ZM40 250H41V249H40ZM42 250H43V252H44V249H43V248H42ZM87 250H88V249H87ZM99 250H101V249H99ZM99 250H98L97 252H99ZM115 250L117 251V249H115ZM17 251H18V250H17ZM50 251H51V250H50ZM53 251H55V250H53ZM59 251H61V250L59 249ZM90 251H91V250L89 249V251H87V252L90 253ZM95 251H94V252H95ZM102 251H103V250H102ZM102 251H100V252H102ZM110 251H111V250H110ZM110 251H107V252L110 253ZM118 251H120V250H118ZM118 251H117V252H118ZM38 252H39V251H38ZM80 252H81V250H80ZM83 252H84V251H83ZM87 252H84V253H86V255H87V254H88ZM105 252H106V251H105ZM105 252H104V254H105ZM107 252H106V253H107ZM136 252H138V251H136ZM47 253H48V251H47ZM47 253H46V254H47ZM54 253L56 254V252H54ZM67 253H68V252H67ZM72 253H73V252H72ZM91 253H92V251H91ZM102 253H103V252H102ZM102 253H101V254L99 253V255H101L102 258H105V257H103ZM119 253H120V252H119ZM119 253H118V255L121 254V253H120V254H119ZM141 253H142V251H141ZM17 254H18V253H17ZM20 254H22V253H19L18 255L20 256ZM36 254H37V256H38V253H37V252H36ZM44 254H45V253H44ZM52 254H53V253H52ZM92 254H93V253H92ZM15 255H16V254H15ZM49 255L51 256V254H49ZM70 255H71V254H70ZM84 255H85V254H84ZM84 255H83V256H84ZM86 255H85V256H86ZM89 255H90V254H88V256H89ZM95 255H96V254H95ZM108 255H109V254H108ZM110 255H111V253H110ZM114 255H115V254H114ZM116 255H117V254H116ZM22 256H23V255H22ZM40 256H41V255H40ZM42 256H44V255H42ZM50 256H47V257H50ZM54 256H55V255H54ZM54 256H53V257H54ZM58 256H59V255H58ZM75 256H76V255H75ZM81 256H82V255H81ZM88 256H86L84 259H87V260H88V258H89ZM92 256H93V255H92ZM112 256H113V255H112ZM112 256H111V257H112ZM120 256H121V255H120ZM24 257H25V256H24ZM32 257H31V258H32ZM47 257H46V256L44 257L45 260H47ZM51 257H52V256H51ZM53 257H52V258H53ZM56 257H57V256H55V258H56ZM94 257L96 258V256H94ZM94 257H92V258L94 259ZM97 257H98V256H97ZM99 257H100V256H99ZM106 257H107V255H106ZM109 257H110V256H109ZM18 258H19V257H18ZM20 258H21V256H20ZM35 258H36V256H34V259H35ZM42 258H43V257H42ZM44 258H43V259H44ZM80 258H81V257H80ZM144 258H145V257H144ZM38 259L40 260L41 258L38 257ZM53 259H54V258H53ZM109 259H110V258H109ZM134 259H135V258H134ZM17 260H18V259H17ZM31 260H32V259H31ZM49 260H50V259H49ZM70 260H71V259H70ZM80 260H81V259H80ZM80 260H78V261H80ZM87 260H86V262H87ZM98 260H99V259H98ZM126 260H127V259H126ZM126 260L124 259L125 262H126ZM32 261H34V260H32ZM72 261H73V260H72ZM99 261H100V260H99ZM115 261H116V260H115ZM127 261H128V260H127ZM132 261H133V260H132ZM37 262H38V260H37ZM37 262H36L35 264H37ZM40 262H41V261H40ZM40 262H39V263H40ZM47 262H48V260H47ZM47 262H46V263H47ZM119 262H120V261H119ZM130 262H131V261H130ZM133 262H134V261H133ZM13 263H14V262H13ZM27 263H28V262H27ZM27 263H25V264H27ZM29 263H31V261H30ZM39 263H38V264H39ZM41 263H42V262H41ZM41 263H40V264H41ZM46 263H45V264H46ZM48 263H50V262H48ZM48 263H47V264H48ZM51 263H52V261H51ZM53 263H54V262H53ZM82 263H83V261H82ZM128 263H129V262H128ZM128 263H127V264H128ZM131 263H132V262H131ZM19 264H21V263H19ZM31 264H32V263H31ZM33 264H34V263H33ZM54 264H55V263H54ZM80 264H81V262H80ZM120 264H121V263H120ZM132 264H133V263H132ZM137 264H144V263H142V262H141V263H140V262H137ZM147 264H149V263H147Z\"/></svg>",
    "mask_w": 264,
    "mask_h": 264
}]
</instances>
